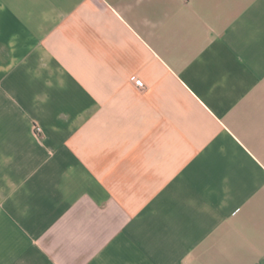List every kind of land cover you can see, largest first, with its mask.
<instances>
[{
  "label": "crops",
  "instance_id": "0c3cea01",
  "mask_svg": "<svg viewBox=\"0 0 264 264\" xmlns=\"http://www.w3.org/2000/svg\"><path fill=\"white\" fill-rule=\"evenodd\" d=\"M0 264H264V0H0Z\"/></svg>",
  "mask_w": 264,
  "mask_h": 264
},
{
  "label": "built area",
  "instance_id": "2783aa9c",
  "mask_svg": "<svg viewBox=\"0 0 264 264\" xmlns=\"http://www.w3.org/2000/svg\"><path fill=\"white\" fill-rule=\"evenodd\" d=\"M136 83H137L138 85H140V86H144V82H143L142 79L137 78V79H136Z\"/></svg>",
  "mask_w": 264,
  "mask_h": 264
}]
</instances>
